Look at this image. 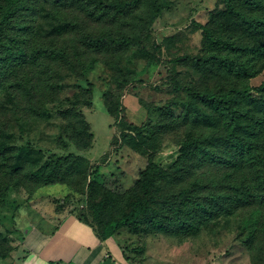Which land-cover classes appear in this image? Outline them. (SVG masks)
Listing matches in <instances>:
<instances>
[{
  "label": "rangeland",
  "instance_id": "rangeland-1",
  "mask_svg": "<svg viewBox=\"0 0 264 264\" xmlns=\"http://www.w3.org/2000/svg\"><path fill=\"white\" fill-rule=\"evenodd\" d=\"M122 1L128 0H59L64 12L79 15L78 26L69 27L71 30L66 33L77 46V38L88 32L108 31L110 39L99 53L85 50L83 57L73 58V63H63L58 100L48 105L44 117L25 122L22 130L10 121L7 140L20 147L40 149L46 155L78 157L64 167L75 174H85L88 181L84 184L75 179L73 187L56 184L40 188L34 198L49 199L44 209L26 205L23 188L11 192L0 208V253L8 255L13 249L16 256L0 259V264L28 262L26 255L22 256L25 247L20 245L21 240L32 224L45 231L54 226H47L48 219L39 218L47 215V209L54 207L56 212L69 210L79 214L90 234L94 231L88 223L93 204L104 201L102 220L110 215L119 218L122 211H128V202L137 193L136 182L148 162L153 160L162 169L170 168L178 157L177 144L186 139L189 127L204 125L207 116H213L212 108L194 100L184 90L186 87L220 92L248 85L253 97L264 99L260 90L264 70L241 81L225 70L195 64V59L207 53L197 24L224 31L225 21L230 19L224 0H161L167 6L150 27L142 17L150 15L151 0L119 6ZM62 28L53 8L45 7L38 20L39 33L55 35ZM124 35L138 39L139 43L118 45L116 40ZM82 64L85 69L80 71ZM3 97L2 118L13 120V104ZM222 153L221 143L214 142L207 143L201 156L213 160ZM183 164L188 170L197 166L198 161L191 157ZM220 170L218 165L207 164L198 172ZM161 185L162 195L152 211L159 223L145 218L135 226L117 230L108 238L112 240V251L105 245L100 262L253 264L247 236L241 231L240 213L209 218L198 226L195 222V226H186L184 231L183 219L172 208L173 202L179 203V186L174 180ZM80 189H84L83 194H78ZM24 209L30 221L21 214ZM99 248L96 244L91 251ZM87 249L86 246L79 251V259ZM79 259L69 264H78Z\"/></svg>",
  "mask_w": 264,
  "mask_h": 264
},
{
  "label": "trees",
  "instance_id": "trees-1",
  "mask_svg": "<svg viewBox=\"0 0 264 264\" xmlns=\"http://www.w3.org/2000/svg\"><path fill=\"white\" fill-rule=\"evenodd\" d=\"M145 1L128 0L118 5ZM224 1L230 16L224 31L197 24L207 53L195 59V64L200 68L225 70L235 79L246 81L264 70V0ZM166 6V1L151 0L150 15L142 17L145 25L150 27ZM45 7L53 8L62 32L39 33L38 20ZM78 21L79 15L64 12L59 0H0V208L11 192L21 188L29 198L46 186L73 187L75 179H81L84 184L88 181L85 174L78 175L64 167L78 157L46 155L40 149L20 147L7 140L10 121L22 130L25 122L44 117L48 105L58 100L63 63H73V58L83 57L85 50L99 53L110 39L108 31L88 32L77 38L81 44L77 46L66 33L76 28ZM116 43L128 47L137 45L139 40L124 35ZM84 69L82 64L80 71ZM184 90L194 100L211 107L213 116H207L204 125L189 127L186 139L177 144L178 157L170 168L162 169L153 160L148 162L136 182L137 193L128 202V211H122L119 218L110 215L102 220V200L91 206L88 223L100 241L145 218L158 224L152 211L162 195L159 194L163 190L161 182L174 180L179 186L176 192L179 203L173 202L172 208L183 219L184 231L186 226H195V222L198 226L209 218L240 213L242 234L247 236L253 264H258L264 261V99L253 97L248 85L220 92L190 87ZM260 90L264 92V84ZM3 96L13 104V120L2 118ZM214 142L221 143L223 153L213 160L201 156L207 143ZM191 157H196L198 164L185 170L183 163ZM207 164L218 165L220 172H198ZM90 184L89 181L88 190ZM83 190H78V194H83ZM76 216L83 220L79 214ZM12 252L13 249L8 255L0 253V259L8 258Z\"/></svg>",
  "mask_w": 264,
  "mask_h": 264
},
{
  "label": "crops",
  "instance_id": "crops-1",
  "mask_svg": "<svg viewBox=\"0 0 264 264\" xmlns=\"http://www.w3.org/2000/svg\"><path fill=\"white\" fill-rule=\"evenodd\" d=\"M35 194L36 192L31 197H26V205H29V207L31 206V208L38 209L41 207V209H44L49 199H35ZM47 212V215H42L39 218L41 220L48 219L47 226L50 225V223H53L54 226L51 227L50 230L45 231L32 224L21 240L20 245L25 247L22 256L26 255L25 257L28 258L26 264H49V262H56L55 264H69L74 261L78 262L79 256L77 254L86 246L88 252L82 259H79L80 261L78 264L109 263L108 261H100L104 257L103 247L105 245H107L105 247H108V249L112 251L113 244L111 239H106L101 242L94 231L90 234L89 229L78 220L75 214L70 213L69 210L63 212L60 210L56 212L55 208L52 207L51 210L47 209ZM21 214L26 216L27 221H30L25 209ZM96 244L99 245L100 248L97 249V251H91V248L95 247ZM14 254H16V250L11 254V259L16 256H14Z\"/></svg>",
  "mask_w": 264,
  "mask_h": 264
}]
</instances>
